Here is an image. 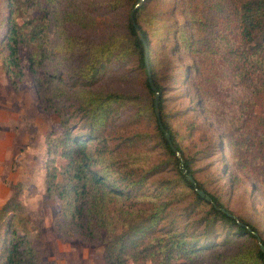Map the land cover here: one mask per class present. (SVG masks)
Segmentation results:
<instances>
[{
	"label": "trees",
	"instance_id": "16d2710c",
	"mask_svg": "<svg viewBox=\"0 0 264 264\" xmlns=\"http://www.w3.org/2000/svg\"><path fill=\"white\" fill-rule=\"evenodd\" d=\"M51 1L54 11L63 7L60 13L70 33L69 37L66 35L69 39L66 42L68 51H77L79 33L75 27L89 28L95 34L85 49L92 52L94 58L78 74L77 79L82 78L84 83L75 90L73 97L76 98L78 113L82 115V126L86 128L82 133L84 135H72L68 118L60 110V95L66 91L58 89L60 92L54 91L49 96L60 115L62 127L60 135L46 137L44 161L46 192L55 194L60 201L55 217L56 231L100 238L108 264H175L180 259L187 264H264V251L260 248V242L264 246V237L259 228L234 213L220 196L199 181L191 166L192 157L186 155L176 138L171 120L174 112L165 108L164 87L160 82L163 74L159 71L156 56L160 49L153 41L155 37L163 36L164 20L171 14L175 15L176 18L172 16L171 20L174 36L168 37L172 41L170 49L176 52L183 46L189 54L181 73L182 79L191 85L205 80L208 83L205 90L207 93L212 90L215 100L227 99L235 104L230 121L236 127L227 136L225 147L224 139L220 138V152L223 155L226 147L233 149L230 157L239 158L253 182L259 183L264 190V112H256L258 106L264 107V0ZM122 6L128 10L124 24L115 23L114 16L111 18L109 13H105L104 17V13L99 14ZM101 21L105 25L100 27L98 22ZM134 23L140 28L147 44L151 80L159 92L161 124L170 134L175 149H172L158 123L154 109L155 91L149 83L144 47ZM179 25L184 30L181 36ZM31 32L33 34L25 33L20 25L6 17L4 41L0 43L1 64L14 88L18 87L25 72L34 74L36 71L35 64L40 53L32 51L21 57L19 50L20 46L38 39L34 29ZM132 59L142 69L148 99L138 105L139 110L134 115L127 116L133 120L138 114L148 113L154 127L152 133L134 132V137H129L128 141L124 139L123 144L135 147L138 139H144L148 134L155 136L166 155L156 167L171 164L176 172V182L182 189L189 190L197 203L205 206L199 217L202 222L200 231L188 232L184 228L161 223L165 219L167 202L159 195L169 192L175 182L167 181L154 193L155 196L145 193L127 195L119 187L114 177L119 172L124 174L120 181L137 183V179L128 177L136 171L133 162H138L134 149L119 154L116 150L118 143L116 147L99 151L89 144L96 138L105 137L108 122L123 113L125 101H130L131 106L136 102L126 93H102L92 90V87L100 82L107 68ZM37 78L40 79V76L33 75L35 82ZM204 93L203 96L206 95ZM203 96L197 98L196 107H186V119L192 120L196 114L206 112ZM134 123L138 124V121L134 119ZM57 158L63 159L61 164L56 162ZM188 174L193 177L196 187L210 196V200L197 192L193 182L187 178ZM19 207L15 194L1 205L0 219L6 218L10 225L11 212ZM217 225L225 229L223 237H202L218 233ZM10 234L6 241L4 263L34 264L35 252L26 236L19 234L15 228L10 230ZM228 243L232 246L226 245ZM215 252L225 255L213 256Z\"/></svg>",
	"mask_w": 264,
	"mask_h": 264
},
{
	"label": "rangeland",
	"instance_id": "374dc122",
	"mask_svg": "<svg viewBox=\"0 0 264 264\" xmlns=\"http://www.w3.org/2000/svg\"><path fill=\"white\" fill-rule=\"evenodd\" d=\"M62 8L58 7L54 11L51 0H0V43L4 41L6 17H10L25 33L30 35L34 29V35L38 37L33 43L19 47L21 57H26L32 51L40 53L35 64L36 71L34 74L25 72L17 88H14L4 72L0 53V207L15 194L20 202L19 209L11 212V226L6 218L0 219V264H5L6 241L11 236L12 228L29 240L35 252L34 264H108L100 238L56 231L55 217L60 201L55 194L46 192V137L58 136L62 131L60 115L49 96L54 91H66L60 95V110L68 118L72 135L84 133L86 128L82 126V115L78 113L76 98L73 97L76 95L75 90L84 83L82 78L77 79L78 74L94 58L92 52L85 50L90 38L95 37L89 28L75 27L79 33L77 51L66 49L69 40L66 35L69 37L70 33L60 13ZM105 13H109L111 18L114 16L115 23L124 24L128 10L122 6L99 14L104 17ZM172 16L176 18L171 14L164 20L166 27L163 36L158 39L155 37L153 41L160 49L156 53L159 71L163 74L160 82L164 87L165 108L174 112L171 120L176 129V138L186 155L192 157L191 166L199 181L220 196L234 213L257 226L264 237V190L259 183L253 182L239 158L230 157L233 149L226 147L223 155L220 152V138L224 139L225 147L227 136L236 127L230 121L235 104L227 99L215 100L212 90L206 92L208 83L205 80L191 85L182 79L181 73L189 60V54L183 46L176 52L170 49L172 41L169 38L174 36ZM98 23L100 27L105 25L102 21ZM180 28L179 25V36L184 32ZM33 75L40 76V79L37 78L35 82ZM143 81L142 69L133 59L107 68L103 78L92 90L126 93L136 102L131 106L130 101H125L123 113L108 122L105 137L96 138L89 144L92 149L99 151L116 147L118 143L116 150L119 154L134 149L138 162H133L136 171L128 177L137 179V183L120 181L124 174L119 172L114 175L119 187L127 195H151L157 193L167 181L175 182L169 192L159 195L161 200L167 202L165 219L161 223H166L168 227L184 228L188 232L196 229L200 231L202 222L199 217L205 206L197 203L192 193L182 189L176 182V172L171 164L156 167L166 155L155 136L148 134L144 139H138L135 147L123 144L124 139L128 141L129 137H134V132L153 131V120L148 113L134 117L138 124L127 116L134 115L139 110L138 105L148 99ZM200 95L205 99L206 112L203 115L196 114L192 120L186 119V107H196ZM256 112H264V107L258 106ZM193 123H196L195 126L190 128ZM62 161V158L56 160L60 164ZM217 229L218 233L202 237L220 239L225 229L221 225H217ZM226 245L232 246L231 243ZM216 254L225 255L215 252L213 256ZM175 264L187 263L180 259Z\"/></svg>",
	"mask_w": 264,
	"mask_h": 264
},
{
	"label": "water",
	"instance_id": "95a60500",
	"mask_svg": "<svg viewBox=\"0 0 264 264\" xmlns=\"http://www.w3.org/2000/svg\"><path fill=\"white\" fill-rule=\"evenodd\" d=\"M130 16L131 17L133 16V11H131ZM132 20H133V18H132ZM134 25H135V29H136V31H137V33L139 35V38L141 39V41L143 43L144 53H145V63H146L147 71H148L149 83H150L151 88L155 91L154 109H155V113H156L157 118H158V123L162 127L161 120H160V115H159V110H158V94H159V92L156 90L157 88L155 87L153 81L151 80V73H150V70H149V63H148V58H147V44H146V41H145V39H144V37L142 35V32H141L140 28L135 23H134ZM162 129L165 131V129L163 127H162ZM164 135H165L166 139L168 140V142L170 143L172 149H175L174 145L171 142L170 134L167 131H165V134ZM176 154L178 156H180V154H179L178 151L176 152ZM183 162H184V160L181 159L180 163L183 164ZM184 172H186V169L184 170ZM187 178L190 179L193 182V184L195 186V189L197 190V192L201 196H204L207 200H210V196L208 194H205V192H204L203 189L196 187V183H195L193 177L190 174L187 175ZM259 242H260V239H259ZM260 248H261V250L264 251V246L262 245L261 242H260Z\"/></svg>",
	"mask_w": 264,
	"mask_h": 264
}]
</instances>
